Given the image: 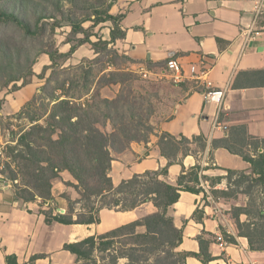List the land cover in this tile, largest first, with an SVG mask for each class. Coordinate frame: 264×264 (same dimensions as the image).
Here are the masks:
<instances>
[{
  "label": "trees",
  "instance_id": "1",
  "mask_svg": "<svg viewBox=\"0 0 264 264\" xmlns=\"http://www.w3.org/2000/svg\"><path fill=\"white\" fill-rule=\"evenodd\" d=\"M66 2L70 4L69 8L65 7ZM113 3L114 0H109L104 10L98 11L88 0H0V24L10 27L17 34L16 38L5 32L0 34V90L31 74L32 66L40 54H47L51 61L56 55H63L58 53L51 41V35L61 20L67 23L71 33H82L84 36L86 33L82 23L86 20H91L94 25L109 20L113 25L109 32L110 38L108 41H101L100 38L94 41L92 45L96 51L106 49L108 43L123 39L125 31L121 29L120 22L124 14H112L110 9ZM90 8H93L92 14L76 17L78 10ZM91 15L94 17L90 18ZM84 41L89 39H81V42ZM99 41L106 46L97 47ZM124 58L130 60L127 56ZM240 75L245 76L246 80L241 81ZM52 76L53 73L41 87L45 95L43 100L48 99L46 103H40L43 113L28 109L36 101V95L21 110L30 125L18 136L17 151L13 153L12 149L10 152L18 170L14 171L5 163L11 180L16 179L17 173L25 178L22 187L14 184L16 197L24 202L40 198L43 205L52 198L51 180L60 171L67 170L77 182L79 198L76 202L80 203L84 211L74 213L71 206L63 214H54L50 208L41 209L48 223H97L101 208L127 211L148 201L156 208L153 212L103 233L65 243L64 248L74 254L78 262L92 264L95 252L108 250L114 242H118L123 247L116 250L113 264L118 258H126V264H185L188 256L208 264L213 259L209 253V239L198 236V252L178 251L182 228L176 227L168 214V208L178 200L181 191L199 192L188 185V182L197 181L199 163L188 168L182 165L175 185L165 180L172 163L182 164V157L205 150L206 137L198 134L187 138L166 131L155 133L154 126L149 122L153 112L150 101L145 96H136L130 88L114 98L103 97L94 102L89 99L77 101L68 92L64 93L65 98L60 99L47 86ZM263 84L264 69H261L239 72L232 86L239 88ZM81 87L88 89L87 82L82 83ZM58 88H64V81ZM95 93L91 95L92 98H95ZM51 101L53 103L48 107ZM46 113L44 123H40V118ZM107 121L112 126L110 131L105 129ZM151 134L157 136V145L161 155L167 159V164L157 170L135 173L114 184L110 176L112 159L129 150L133 141L147 142ZM210 145L212 149L224 148L237 154L248 165V173L225 169L224 177L228 184L236 186L232 192H237L245 182L246 189L240 192L248 196L256 186L264 187V137L249 134L245 125H234L225 135L212 138ZM208 168L206 166L203 169ZM4 171H0V174ZM233 176L235 179L231 181ZM220 178L214 179L213 184L220 182ZM221 192L232 194L227 190ZM263 204L257 203L252 197L248 205L238 206L234 210L237 233L247 238L252 250L264 251ZM196 213L197 209L194 217ZM242 214L247 216L246 220L240 219ZM139 226L144 227L143 232L137 231ZM114 238L122 240L114 241ZM226 239L234 242L233 237L226 236ZM7 261L16 263L14 256H8Z\"/></svg>",
  "mask_w": 264,
  "mask_h": 264
},
{
  "label": "crops",
  "instance_id": "2",
  "mask_svg": "<svg viewBox=\"0 0 264 264\" xmlns=\"http://www.w3.org/2000/svg\"><path fill=\"white\" fill-rule=\"evenodd\" d=\"M110 12L124 14L120 27L125 37L118 41L135 69L162 78L165 60L171 55L185 71L191 64L204 61L213 89L224 93L220 103L205 102L203 85L190 80L170 83L172 94H166V106L152 119L155 133L166 131L187 138L202 134L207 139L202 163H208L206 156L210 154L213 165L247 168L240 156L224 148L212 149L210 143L212 138L225 135L226 129L241 124L249 134L264 137V84L232 86L239 72L264 69V0H114ZM245 78L240 75L241 81ZM196 162L191 154L182 157V164L175 162L168 167L165 180L175 185L182 165L188 168ZM166 164L157 136L151 134L147 142L133 141L129 150L112 159L110 176L117 184L135 173ZM211 170L203 171L216 174ZM201 197L200 192L181 191L168 208L174 225L182 228L177 250L198 252L201 235L210 241L213 259L208 264H264V251L250 249L247 238L238 235L227 219L209 214L208 206L200 218L193 216L196 208L203 207ZM44 204L40 199L24 202L16 197L11 183L0 179V264H11L8 256H14L15 264H79L64 248L65 243L103 233L156 210L150 201L127 211L101 208L97 223L64 224L46 222L40 212L47 209L48 202ZM137 231L143 232L144 227ZM218 235L222 244L216 239ZM226 236L233 237L234 242ZM185 264L203 263L188 256Z\"/></svg>",
  "mask_w": 264,
  "mask_h": 264
},
{
  "label": "rangeland",
  "instance_id": "3",
  "mask_svg": "<svg viewBox=\"0 0 264 264\" xmlns=\"http://www.w3.org/2000/svg\"><path fill=\"white\" fill-rule=\"evenodd\" d=\"M90 5L95 7L98 11H103L106 8L109 0H88ZM65 7L69 8L70 4L65 3ZM92 9L78 10L76 17H84L86 13L92 14ZM94 16L91 15L90 18ZM85 29V36L82 33L73 34L70 31V27L66 22L59 23L58 27H55V32L51 35V41L54 43V48L63 55H56L55 59L51 61L50 57L43 53L36 59V62L32 66L31 74L21 78L20 80L8 84L6 87L0 90V171H4L0 174V179L7 181L18 186H23L25 178L17 173L16 179L11 180L9 173L6 171L5 163H7L14 171L18 170L13 157L10 152L14 149L15 153L18 146L16 145L18 136L29 127L30 123L21 114L22 108L33 97L37 96L36 101L28 107L29 110L36 111L38 114H42V102H47L48 99L43 100L45 96L41 87L48 77L53 73L50 83L47 86L52 88L54 95L57 97L65 98L67 93L76 98L77 101H84L89 99L90 102H94L98 98H114L121 91H125L127 88L132 89L136 96H145L152 106L153 112L149 117V122L152 124V119L156 116L160 107L166 106V94L171 93L170 83L173 81L166 80L165 76L158 78L156 74L147 73L143 75V71L135 69L132 65V61L125 59L126 54L120 48L119 41L116 40L113 43H108L106 49H99L96 51L92 43L97 39L109 40V32L113 27L112 23L107 20L99 22L94 25L91 20H86L82 23ZM6 33L16 38L17 34L10 29V27L0 24V34ZM88 38L89 41L81 42V39ZM97 42V47L106 46L103 42ZM74 45V48H72ZM161 84L156 83L158 81ZM163 80V82H162ZM64 81V88H58ZM73 81V83H72ZM122 81V82H114ZM87 82L88 89L81 87L82 83ZM96 91L95 98L91 95ZM172 94V93H171ZM81 96V98H79ZM53 101L48 104V107L52 105ZM158 110V111H157ZM45 111V110H44ZM47 113L44 114L39 120L40 123H44ZM153 125V124H152ZM105 129L110 131L112 129L111 124L107 121ZM229 129V128H228ZM225 132H227V130ZM194 146H192L193 148ZM262 151V149H259ZM203 152H197L193 154V157L198 161L200 170L198 171V179L194 182H188V185L199 190L201 193V203L203 207L196 208V217H201L204 213V207H209V214L227 219L232 223L237 231L235 220L233 218L234 210L238 206H245L250 203L251 198L258 202L264 203V187L256 186L251 192V195L241 193L240 191L246 189L247 182L243 183L237 192L236 186L232 183L228 184L226 178V167L213 165L211 162L212 157L210 154L206 156V163H202ZM201 159V160H200ZM209 167L216 171V174L212 172L204 174V167ZM235 170H243L240 168H232ZM211 170V171H212ZM245 172H249L248 168L244 169ZM220 178V182L213 184V180L217 177ZM235 177L233 176L231 181ZM76 180L70 175L67 170H62L58 173V176L51 180V193H53L51 200L45 206L47 209H52L53 212H57V208L68 212L69 206L72 207L73 212L84 211L80 208V203H77L79 198L78 189L76 188ZM227 190L231 195H225L221 191ZM18 192L20 190H17ZM40 199V198H38ZM40 201H42L40 199ZM45 205V204H44ZM264 205V204H263ZM212 212H211V210ZM240 219L246 220L247 216L242 214ZM221 227V226H220ZM114 241L122 240V238H114ZM124 239V238H123ZM123 247L120 243L114 242V244L108 249L101 252L94 253V261L92 264H113L112 258L116 254V250ZM126 258H118L116 264H126ZM82 264V262H79ZM138 264V263H134Z\"/></svg>",
  "mask_w": 264,
  "mask_h": 264
},
{
  "label": "built area",
  "instance_id": "4",
  "mask_svg": "<svg viewBox=\"0 0 264 264\" xmlns=\"http://www.w3.org/2000/svg\"><path fill=\"white\" fill-rule=\"evenodd\" d=\"M141 71H143V75L150 73L147 70ZM161 72L163 76L168 77L174 83H181L190 80L195 84L203 85L204 89H202L201 94L205 102L214 101L220 103L222 100L224 93L221 90L213 89L212 81H210L208 77L209 70L204 61H200L197 64H191L188 70L185 71L178 59L171 55L165 60ZM223 128H226V126H223ZM57 212L63 214L65 213V210L59 208ZM217 239L220 244L223 243V239L220 235L217 236Z\"/></svg>",
  "mask_w": 264,
  "mask_h": 264
}]
</instances>
